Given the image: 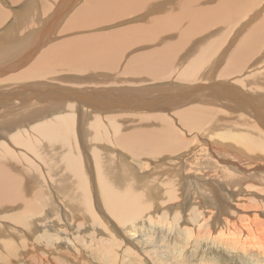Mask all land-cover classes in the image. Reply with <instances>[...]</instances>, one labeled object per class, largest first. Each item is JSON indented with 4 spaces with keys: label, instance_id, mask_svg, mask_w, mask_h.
<instances>
[{
    "label": "bare ground",
    "instance_id": "6f19581e",
    "mask_svg": "<svg viewBox=\"0 0 264 264\" xmlns=\"http://www.w3.org/2000/svg\"><path fill=\"white\" fill-rule=\"evenodd\" d=\"M14 1L19 2L20 0ZM28 1L31 3V8L29 10L34 9L49 12V10L52 9L51 5L48 4L47 1L45 2V0H26V3ZM53 1L57 2L58 7L64 4L63 7L70 9L68 13L73 14L75 21L80 23L83 22L86 25H97V19L99 20L106 17L104 16L105 14L97 17L98 15H102L101 9H106L104 8L106 6L113 7L115 5L117 7L123 6L130 8L127 11V15L129 16L135 14L133 10L130 11L132 6L135 9L139 8V6L136 5V3L139 2L138 0H127L129 3H125L126 0H87V3L84 2L85 4L83 3L80 6H77L79 1L75 3L76 0ZM143 1L148 5L146 10L148 9L147 11L149 12L155 11L157 13L162 7L164 8V6H167V4L169 5L166 9L164 8L165 10L163 9L164 12L162 13H167V10H170L171 13H177V11L180 10L176 15H174V13L171 15L168 13L170 19H167L168 17H165V14L161 16V12L160 16H152L149 19L151 21L154 20L151 26L152 28L154 27V30L149 27L150 23H148L149 25L146 24L149 29H151V31H155L156 29L158 32L161 30L160 32L162 33L164 31L171 32L172 29L179 26L180 23L182 24L186 19L188 22H185L189 23L188 16H191L192 19L194 15L193 12L198 13V16L202 18L200 15H206L205 9L209 8V10H211L215 9L217 6V4L202 6L204 4H201L200 1L208 0ZM165 3L166 5H164ZM144 8L145 7L141 8L138 13H141ZM174 8L180 9H175V12L173 10ZM53 11L55 13L54 19H57L60 16V12L58 10ZM8 14L13 15L12 13H6L0 9V24L5 20ZM145 14H147V12H145ZM179 16L180 18L182 17L181 21L183 22L179 21ZM206 16L209 15L207 14ZM178 18L179 20L177 21ZM211 18L213 17L211 16ZM262 18L264 19V16ZM18 19V23L21 21L23 23L26 20L23 16L18 17ZM204 19H201L199 23L205 21ZM169 20L180 23L175 24L174 27ZM206 20L208 19L206 18ZM31 21L33 22L32 25L35 26L34 19L30 17V22ZM197 21L198 20H196V22H191L190 20L191 23L188 25L191 26L185 25L188 29L183 25V28L185 27L184 30L182 26L176 29L180 32H186L187 36L192 32L194 35H197L205 30L196 29L194 27L196 23V27H198L199 23ZM165 22H170L172 28L168 27V25H164ZM146 25L145 27H147ZM129 26L130 27H126L122 32L119 29L120 33L124 35V33L128 34V32H137L142 38L141 33L147 31L144 25V28L142 25L136 24ZM148 27L146 29H148ZM189 27H191V29H189ZM260 28L262 29L264 27ZM149 29L146 32L147 34ZM42 30L43 28L31 34L30 37L24 41L29 42L30 45L43 44L45 40L37 37ZM139 31H141V33ZM101 33L93 35L90 40L78 43V48L77 45L67 48L63 59H58L64 53L61 48L52 47L48 52L47 50L41 52L40 55H42V57L39 59H42L46 53L47 57L41 60V62L37 59L34 66L31 64L34 62L32 59L35 57L37 50H41L40 48L34 51L31 61L18 60L16 57L11 62L10 60L1 62L3 64L1 69L8 72L10 75H5L0 72V82L21 80L23 78H38L48 72L55 73V71L69 70V68L73 66L75 68H80V71L114 69L118 71L119 74L127 73L129 75L130 73L129 76L132 77L133 80L126 79L122 82L129 83L131 86L130 88L133 89H126V92H124L125 94H123V92H118L119 89L116 92L117 94L107 91L103 94L99 87V91H97L98 88L97 90L93 89L96 85L93 82L83 83L77 80L71 83H65V80H59L61 84H69L71 86L64 87L40 80L35 82L42 86L37 85V87L33 85V87H30L32 86L30 85L28 87L26 85H20L17 86L18 88L14 89V91H0V127L4 126L9 128L13 125H17V123L23 120L34 121L36 118L39 119L30 124V128L18 126V130L13 131L9 135L14 144L23 148L28 155L36 158L38 162L44 163L50 181L49 185L45 186L41 178L42 176L36 164H34V160L27 157L24 152V156H22L25 157L23 158L24 163L28 164L27 166L29 167L31 166L33 176L24 173L25 176L31 178V181L26 182V188L15 185L17 181H15L13 177H17L18 174L12 171L11 168L21 167V165L13 157L14 154L4 147L2 140L7 139V137L5 133L2 134L0 142V147L3 148V152L0 155V207L7 210L8 207H12V205L7 206L6 204H14L12 200L21 199L22 195H25L26 192L27 199L23 201L22 204L31 203L28 208L35 213V215L30 217L29 222L25 226L28 232H30V236L36 232L34 230L35 224L38 225L36 220H40V217L44 218L47 214L51 215L50 213L53 209L56 207L60 209V206H64L60 214L64 213V211L80 214L82 217V220H80L83 221V223H80V226L83 225L81 227H84L85 223V228L89 227L87 222L88 216L86 214V212H88L93 219L91 223L95 224L97 227L99 223L96 214L97 210L92 206L89 199L90 195H88V192L93 186H96L97 182L99 186L97 190L101 193V197L106 206H104L106 211L101 210V212L110 221L113 220V216L118 220H124L125 230L130 233L132 232L131 236L133 237L136 236L138 223H142L145 218L149 220L158 218L164 222V228L170 229L168 231H161V234H166L164 236H166L167 239L173 235L181 239L182 235L185 234L189 237L191 245H196L197 247L203 246L204 248L208 247L216 252H225V249H236L239 247L243 252L250 253L257 263L264 264V71L258 74H249L237 81H231L228 80V78V82L222 79L219 80V78L239 73L244 70V68L248 67L247 65L240 66L239 64L242 63L243 60L236 58L234 54L233 60L228 63L225 62L223 67L220 68L217 77L214 78L216 70L221 66L223 62L222 58L224 59L225 52L230 45V43L227 44L222 54L216 61L213 59L214 63L210 65L206 57L217 45H219L217 39L212 44L209 43L206 46L203 44L198 53L195 51L197 53L196 55H192L187 59L185 65L177 74L176 80L180 82L182 79L189 82V84L179 83L175 85V79L173 81L171 79L152 81L151 79L170 76L173 73V67H175L174 65L177 61L174 59V55L177 54L176 50L179 48L178 44L174 43L176 44L175 46L174 44L171 46L166 45L167 49L170 50L169 52H166V48L159 49L158 47L155 48L152 46L155 48L151 50L152 54H154L149 60L141 61L142 58L140 56H132L126 61L127 66L125 65L119 69L118 60L120 56H118L119 58L117 61L115 60L117 58H113L116 56L114 52L116 50H114V48L110 53H108V51L111 49L106 48L108 49L106 53L104 50L105 46H102L104 48L98 51V44H93L97 43L95 41L100 40V37H102L101 39L105 42L104 38L107 37L106 33ZM114 33L115 32H113V34ZM176 33H178V31ZM239 33L240 29L236 32L237 37ZM117 34L116 36H118ZM127 34L126 36L131 35ZM135 34L136 33L131 36H136ZM150 35L149 40H151L153 36L152 34ZM11 36L12 32L9 34V37ZM116 36L115 39H113L119 44L116 43L114 45L117 46L122 43L120 49H122L123 45L126 47L129 43H131L130 46L134 43L133 40L130 41L132 39L131 37V39H129V37L124 35L121 37V41H119L116 39ZM155 37L153 38L158 39L157 35ZM261 37H263V32L257 34V41ZM110 38H112V36ZM110 38L108 39L111 40ZM139 40L137 42H139ZM170 41L167 43H171ZM254 42L256 45V41ZM137 44L140 45V43H136V45ZM94 45H97V48H95ZM133 45L135 46V43ZM115 49H117V47ZM120 49L117 50L119 51ZM140 49L142 50L143 48ZM106 55L110 57L111 60L113 59V61H108ZM51 61H55L57 64L55 65L52 63L50 66L48 62L51 63ZM134 61H139V63L135 62L136 64L131 66L130 64H133ZM28 62L30 66L27 67L26 70L23 69L13 74V71L21 68ZM115 62H117V64H115ZM254 64L255 63H253V65ZM78 65L81 67H77ZM42 66L46 68L43 69ZM207 67H209L208 71H206ZM140 74L148 75L151 79L143 78L137 80L138 78H135L134 75ZM140 82L151 85L150 87H145V85L142 87L139 86V84H141ZM116 83H120V81ZM11 86L12 85L9 87ZM1 89H3V87ZM10 89L12 90V88ZM147 95L152 96L145 97ZM12 99H18L19 102L12 101ZM24 105H34V110L28 113L26 112V114L24 113V118L22 120L17 119L21 116L15 117L17 120L12 118L13 121L8 118L9 116H15V111L13 110L15 108L18 110L28 109V107ZM182 105L186 106L182 107ZM122 108H127L129 111L139 108L140 112L130 114L120 112L118 115L112 112V114L109 113V111H121ZM161 111L175 113L181 122L180 124L188 131H203V134L207 138L204 139L205 142H201L208 145V152H204L205 158L202 159L204 163H199L200 169L197 167L190 169V171L192 170V174L183 170L186 165H183L181 161H178V163L174 165L153 158V165L164 170L163 177H161V181L159 180L157 186V193H162L157 195L153 191V185L156 184H153L156 180L155 176L149 178L150 176L147 174L143 177L144 175L142 173L143 178L141 177L142 181H140L139 174L133 171L127 172L125 170L124 160H119L120 166H117L118 159L113 158L112 151H107L108 147L106 145L109 142L113 144L114 141L115 144H119L126 148L134 155H140L143 152L148 154L153 150L151 149V145L138 144L140 142L139 139L157 137L159 139L158 141H160L159 148L155 151L157 155L164 154L170 156L172 153L183 148L185 146L184 142L177 139V132L173 129L172 124L167 122L165 114ZM11 112H13V114ZM237 112L240 114H237L238 117H235V120L240 123V128L236 127L238 122L236 124V122L231 120L232 118L229 119V117L236 116L235 114ZM48 114H50V116L42 118L44 115ZM240 118H243L244 125L242 119L238 120ZM125 119H131L132 122L135 120L136 123L130 124L132 126L130 129L128 127L130 122L126 124L122 123ZM118 121L122 122L118 123ZM152 123L157 124V126H153ZM233 126H235L236 129H234ZM24 133L27 135L24 136ZM77 137L81 138L82 142L86 144L89 150L83 145L84 153L81 152ZM114 152V156L117 157L118 153L116 151ZM89 155L90 158L87 160L91 161L89 163H93L94 168L91 164L82 163V161H87L85 158ZM148 156L150 155L148 154ZM167 156L165 157L167 158ZM147 158L149 159V157ZM196 160L198 159L196 158ZM195 169L201 172L196 173ZM9 171L10 174L6 173ZM13 173L14 176H12ZM44 176L46 177L45 173ZM22 188L24 192H22ZM54 199H56L55 202ZM156 200L158 201V206L154 207L153 210L160 213L150 216L149 210L155 205ZM59 201L62 202L61 205H59ZM159 202L165 206V209L162 208ZM36 205H42L43 207L40 215L36 214L40 212ZM187 206H190L188 212L184 213V220L187 224H183L180 219L179 209H183ZM173 209H175V211L171 215L170 212ZM15 212L10 215L6 214L3 218H6V220L12 218L11 220L15 223H20L21 221L19 220H23V215ZM100 218L102 219H100V225L103 226L104 218L101 216ZM58 222L60 221L56 223ZM113 224L114 223H112V225ZM16 225L20 226L21 223ZM21 228L23 229L24 227ZM26 228L24 229L26 230ZM85 228L83 229L85 230ZM14 229H12L13 232H15ZM54 231L50 233H54ZM217 231L223 234V236L217 235ZM168 233L170 235H168ZM84 238L85 236L83 239ZM114 240L113 238L112 240L109 238V241L114 242ZM55 243L57 242L55 241ZM115 244L116 242L112 246H115ZM12 245H14V243ZM104 254H106V252H104ZM106 259L108 260L109 258ZM71 261L75 262L74 260ZM104 261L106 260L104 259Z\"/></svg>",
    "mask_w": 264,
    "mask_h": 264
},
{
    "label": "rangeland",
    "instance_id": "374dc122",
    "mask_svg": "<svg viewBox=\"0 0 264 264\" xmlns=\"http://www.w3.org/2000/svg\"><path fill=\"white\" fill-rule=\"evenodd\" d=\"M42 1H44V0H42ZM46 1L47 0H45V2ZM78 1H79V4L84 3V2L87 3V0H76L75 3ZM200 2H201V4H204L202 6H205V5L211 6V5L217 4L215 9L209 10V8H207L204 10L206 12V15L207 14L209 16L211 15L213 18H211V16L210 17L206 16V15L202 16L199 14L202 17V18H200L198 16V13L193 12L194 15L191 13L193 15V18L191 19V16H188L189 17V19H188L189 23H186L185 21H187V19L184 20V22H183V21H181L182 17L180 18V16H179L180 20L178 18L177 21L179 20V21L183 22L182 24L180 22H179L180 24L177 23V21L169 20V21H171V25H173L174 27H175V24H179V26L176 25L177 27H175V28L173 27L174 29H172V30H176V31H172V30H171V32L170 31H164L163 33L160 32L161 30H159V32H158L155 29V31L157 33L155 31H153L154 27L152 28L151 26H152V23L154 20L151 21L149 19L152 16L153 17H155L157 15L160 16V12H161V16H162V14H165V17H168V15H169L168 13H170V15L173 14L174 12L171 13L170 10H167L168 11L167 13H162V12H164V10L166 9V7L169 4H167V6H164L165 9L162 7V9L158 11L159 14H158V12L156 13L155 11H151L152 12L151 13V12L147 11L148 10L147 9L144 11V13H143V11H141V13L134 14V15L131 14L130 16L127 15V11L130 8L124 9V8H122L123 6L117 7L115 5L113 7H107L106 6V7H104L106 9H101L102 15L97 16V17H100V16H103V14H105L104 16H106V17H103L99 20L97 19L96 20V22L98 23L97 25H86L83 22L82 23L77 22L74 20L73 14H69V15H67L68 16L67 20L64 22L61 31L58 33L60 35H58L53 40H48V41L45 40L44 43L40 45L41 50H37V52L35 54L36 58L34 57L35 59L34 58L32 59V61L34 60V62H32L31 64H33V66H34L37 59L39 60V62H41V60H44L47 57V53L42 59H39L42 57V55H40L41 52L45 51V50H47V52H48V50L52 47H60L61 48L62 52H64V53L58 59H63L67 48L75 46V45H77V48H78V43H82V42H85L87 40H90L93 35H97L101 32L103 34L106 33V36L108 38H110L111 36H112V38H110L111 40H109L107 37H105L104 38L105 42H103V40L101 39L102 37H100V40L95 41L97 43H93V44H98V51L100 49L104 48L102 46H105L104 50L106 53H107L108 49H111L108 51V53H110L113 50V48H114V50L118 51L117 49L121 48L122 43L120 45H117V46L114 45L116 43L119 44L118 42H115V40H114L116 34L118 33L117 34L118 36H116V39H118L119 41H121L120 39L122 36H124V35L126 36V34H127V33H124V35H123V33L121 34L119 29L122 32L124 29H126V27H130L129 25L132 26L133 24L134 25L136 24V25H142V27L144 25V27H145L146 24L150 23V25L149 24L148 25L153 30L151 31V29H149L148 25H146L148 27L150 33L149 32H148V34L146 33L148 31V29H146L147 27H145V30H147V31H145V32L143 31V33H141L142 30L139 31L141 33L142 38L140 37V34H137V32H134V33H136L135 35L137 37L131 36L134 34L133 32H131V33L128 32L127 35H129V34H131V35L126 36V37H129V39L132 38L130 41L133 40V42L135 43V46L133 45L134 43H132L133 46L131 45L132 46L131 47L130 46L131 43H129V45L126 47H124V45H123L122 49H120L118 52L114 51L116 56L113 58H117V59H115L116 61L119 58L118 56H120V58H119L120 61L118 60V64H119L118 68L121 69L123 66H125L127 63L126 61L129 58H131L132 56H140L142 58L141 61L142 60L147 61V60H149L150 57H153L152 55L154 53L152 54V52H151L152 49H155L157 47L159 49H161V48L167 49L166 45L171 46L174 43L178 44V46H179V48H177L178 51L176 50L177 54L174 55L175 56L174 59H176L177 61L174 65L175 67H173L174 71L172 70L173 73L170 76H166V77H162V78H158V79H151L148 75H145V74L134 75L135 78H138L137 80L143 79V78H149L152 81H161V80H170V79L173 81L175 79V81H174L175 85L179 84V83L189 84V82L184 81L182 79L180 82L178 80H176L177 74L180 72L181 68L185 65V62L187 61V59L192 55H196L198 53L199 49L203 46V44H204V46H206L209 43L212 44L217 39H218L217 41H218L219 45H217V47L215 49H213L210 52V54L206 57V59L209 60L210 65L214 63L213 59L216 61V59L222 54L225 47H227L226 45L229 43H230V45L225 52L224 59L222 58L223 62L221 64V66H219L218 69L216 70L214 78L217 77L220 68L223 67L225 62L228 63L231 60H233L234 54H235L236 58L243 60V62L239 64L240 66H242V65L246 66L247 65L248 67L244 68V70H242L243 72L241 71L239 73H234V74L228 75L226 77L219 78V80L222 79V80H225V82H228V80L237 81L240 78H244V77L248 76L249 74H253V73L258 74L259 72L264 71V28H262V29L260 28V27H264L263 26L264 25V19L262 18L264 16V0H220V1L219 0H208V1H200ZM0 3L6 4L10 13H12L14 11L17 12V10H19L20 12H23V11L26 12V13H20V16H23L26 19L23 23L21 21L20 22L21 24L18 23V21H19L18 17L12 15L13 16L12 23L15 26V28H17L20 32H25L26 30L30 29V35H31V34L36 33V31L42 29V27L40 25V23H41L40 21H42V19H39L38 22H35V26H34V25H32L33 22L32 21L30 22V17H31V19H36L37 15L42 16L47 11L44 12L42 10H34V9L29 10V8H27V6L25 8L26 0H23V1L20 0L18 2V4L15 1L13 3L8 2V0H0ZM47 3L50 4L49 1H47ZM55 3H56V1H55ZM125 3H129V2L126 0ZM122 5H123V2H122ZM164 5H166V3ZM170 5H171V3H170ZM0 7H2L6 13L9 12L3 5H0ZM141 8H143V5ZM175 9L176 8H174L173 10L176 12V10H178L180 8H178L176 10ZM179 11L180 10H178L177 13H179ZM209 11H210V13H209ZM125 12H126V14H125ZM145 12H147V14H145ZM177 13H174V15H176ZM116 14H118V15H116ZM121 14L123 17L121 16ZM124 15H127V16H124ZM6 16L7 17L5 18V20L2 21L3 23L0 24V37H2L1 33L5 32V30L7 29L8 18L11 16V14H8ZM260 17L263 19V21ZM206 18L208 20H206ZM114 19H116V20H114ZM167 19H170V18L168 17ZM195 19L198 20L197 21L198 23L201 19L202 20L204 19L206 21V23H205V21H202L201 23H199L198 27H196L197 23L194 26L196 29L197 28L198 29H205L202 33L194 35L193 32L192 33L189 32L191 34L190 35L188 34L189 36H187L186 32H180L178 29H176L178 27L181 28L182 25L183 26H185V25L191 26L188 24H190L193 21L196 22ZM250 19H251V21H250ZM111 20H113V21H111ZM190 20H191V22H190ZM107 21H109V22H107ZM138 22H140V23L142 22V23L140 24ZM166 23L167 22H165L164 25H166V26L168 25V27L172 28L170 25V22H168L167 24ZM248 23H249V25H248ZM200 24H202V25H200ZM183 26H182V28H183ZM187 26H185V27H187ZM204 26H207V27H204ZM51 27H53V26L51 25ZM100 27H103L105 29H100ZM108 27H110V28H108ZM93 28L95 30H93ZM238 28L240 29V33L237 37L236 32L239 30ZM186 29H188V27ZM189 29H191V27H189ZM177 31H178L179 35H178V33H176ZM113 32H115L116 34L115 33L113 34ZM261 32H263V37L259 38L257 41L256 36H257V34H260ZM107 33L110 35V37ZM150 34L153 35L151 38V40H153V41L149 40L150 39L149 36H151ZM156 35H157L158 39L153 38ZM103 36H105V35H103ZM7 37H9V34H7ZM137 38H138V40L140 39L139 42H137L138 41ZM210 38H211V40H210ZM145 39H148V40H145ZM246 39H247V41H246ZM184 40H185V42H184ZM130 41H127V42H130ZM169 41L171 43H167ZM252 41H253V43H252ZM254 41H256V45H255ZM136 43H140V45L139 44L136 45ZM0 44H3V45H0L1 46L0 47L1 48L0 49V60H1V62L5 61V60H10V62L13 61L15 58H11V56L8 54L10 52L9 48L15 45L14 36L12 35L10 39L6 38L4 40V42L0 39ZM163 44L165 45V47ZM176 44H174V46ZM94 46H95V48H97V45H94ZM118 46H120V47H118ZM138 46H140V47H138ZM152 46L155 48H153ZM116 47H117V49H115ZM106 48H108V49H106ZM123 48H125V49H123ZM140 48H143V49L141 50ZM120 51L122 52V54ZM169 51L170 50H168V49L166 50V52H169ZM144 54H146V55L148 54V55L146 56ZM109 58L110 57L107 58L108 61H113V59L111 60V58L110 59ZM228 59H229V61H228ZM135 62L139 63V61H134V63L132 62L133 64H130V65L134 66V64H136ZM48 63L50 66L52 63H54L55 65L57 64L55 61H51V63L50 62H48ZM253 63H255V64L253 65ZM28 64H29V62L26 63L25 65H23L21 68L13 71V74L16 72H19L20 70H23V69L26 70V68L30 66V64L29 65ZM115 64H117V62H115ZM115 64H114V66H115ZM24 66H25V68H24ZM77 67H81V66L78 65ZM42 68L45 69L46 67L42 66ZM208 70H209V67L206 68V71H208ZM99 73H100V75H99ZM129 75H130V73H129ZM129 75L127 73L119 74L118 71H116L114 69L113 70L99 69L97 71H94V70L80 71V68H75V67L71 66L69 68V70L55 71V73L48 72V73L43 74L42 76H39L38 78H23L21 80H15V81H9V82H0V87L1 88L3 87V89L0 88V91H2V92L9 91V90L14 91V89H17L18 88L17 86H20V85H26L28 87L30 85H32L30 87H33V85L39 86L40 84L36 83L35 81H40V80H42L44 82L52 83L55 85H59V86L71 87L69 84H61L59 82V80H65V83H71L72 81L74 82V81L79 80V81H82L83 83L93 82L94 84H96L93 89L97 90V88L99 87L101 90V93H103V94L105 91L113 92V93L117 94L116 92L118 89H119L118 92H123V94H125L124 92H126V89H133V88H130L131 86L129 83L122 82L126 79L127 80L128 79L133 80L132 77H130ZM227 78H228V80H227ZM119 81H120V83H116ZM32 83H36V84H32ZM140 83L141 84H139V86H142V87L144 85H145V87H147V86L150 87V85H151V84H149V85L145 84L144 82H140ZM142 83H144V84H142ZM199 83H201V82H199ZM7 84H9V85H7ZM10 85H12L13 87H16V88H13L12 86L9 87ZM40 86H42V85H40ZM135 87H136V85H135ZM10 88H12V90ZM99 88L97 91H99ZM38 89H40V88H38ZM40 90H42V89H40ZM151 96L152 95H150V96L147 95L145 97H151ZM118 97H120V96H118ZM17 100L18 99H12V101L19 102V100L18 101ZM24 106L28 107V109H21V110L19 109L18 110L15 108V109H13L15 111V112L13 111L15 116H9L8 118H10V119L13 118L14 120H17V119L22 120L24 118V113L26 114V112L28 113L29 111L34 110L33 109L34 105H24ZM24 106H21V107H24ZM183 106H186V105H182V107ZM13 112H11V113L13 114ZM60 112H62V111H60ZM111 112L118 115V113H120V112L130 114V113H134V112H140V110H139V108H135V109L129 111L127 108H122L121 111H109V113H111ZM161 112L165 114L167 122H170L173 126V129L177 132V139L179 141L184 142V145H185L183 148L172 153L170 156H167L164 154L163 155H157V153L155 151H156V149L159 148V145H160V141H158L159 139L157 137H152V138L151 137H145L144 139H139L140 142L138 144L151 145V149H153V150L151 153H148L150 156H148V154H146L144 152L140 155H137V154L134 155L129 150H127L126 148L120 146L119 144H115L114 141H113V144H111L109 142L106 145V143H105V145L108 147L107 151L111 150L113 158L118 159L117 160V164H118L117 166H120L119 160H121V161L124 160L123 162H124L125 170L127 172L133 171V172H136V174H139L140 181H142V178L145 177L147 174H149V176H150L149 178L155 176L156 180H158V181H156V180H155L156 182L154 181L153 184H155V183L156 184L153 185V191L157 195L162 193V192L157 193V186L159 184V180L161 181V177H163L164 170L160 169V167H155L153 165V161H152L153 158H157L160 161H162V160L165 161L167 164L170 163V164H174V165H176L178 163V161H181L183 165H186V167L183 170L184 171L186 170L185 172L192 174V170L190 171V169L195 168V167L199 168V163H204V162H202V159L205 158L204 152H206V153L208 152V145H206L205 143H202V142H205L204 139L207 138L203 134V131H201V130L188 131L185 127H183L180 124L181 122L177 118L175 113L173 114V113H166L163 111H161ZM22 113H23V115H22ZM101 113H103V112H101ZM237 114L239 115L240 113L237 112L235 114L236 116L229 117V119L232 118L231 120L236 122V124L238 122L237 120H235L238 117ZM18 116H21V117H18ZM46 116H50V114L44 115L42 118H44ZM15 117L16 118L18 117V118L16 119ZM13 119H12V121H13ZM241 119H242V123H243V118H240L238 120H241ZM35 120H39V119L36 118V119H34V121ZM34 121L23 120L22 122L20 121L19 123H17V125H13L9 128H6L4 126L0 127V131H1L0 132V142L2 139V134L5 133L7 139L2 140L3 145L5 148H7L10 152H12L14 154L13 157L21 165V167L11 168L12 171H15L18 174L17 177H13V179L15 181H17V183L15 185L21 186L23 188L27 187L26 182L31 181V178L25 176L24 173H28L31 176H33L31 166L29 167V166H27L28 164L24 163L23 158H25V157H22V156H24L23 155L24 152L26 153L25 155L27 157L34 160V164H36V166L39 170V173L42 176V177L41 176L40 177L42 178L45 186H48L49 182H50L44 163L42 164V162L41 163L38 162L36 158H33L32 156L28 155L27 152L24 151L23 148L18 147V145L14 144L10 139L9 134L12 133L13 131H17L18 126L30 128V124H32ZM7 122H9V121H7ZM121 122L122 121H118V123H121ZM122 123L123 124L129 123L128 127L131 129L132 128L131 125L133 123H136V121L134 120L132 122L131 119H125L124 122H122ZM22 124H27V125H22ZM152 124H153V126H157V124H155V123H152ZM239 125H240V123L238 122L236 127L240 128ZM243 125H244V123H243ZM236 127L233 126L234 129H236ZM25 135H27V134L24 133V136ZM77 139H78V143L80 146V150L82 153H84L83 152V145L86 146V144H84L82 142L81 138L77 137ZM147 141H148V143H147ZM101 144H103V143H101ZM114 146H115V148H114ZM86 148H87V150H89V148L87 146H86ZM114 151H116L118 153L117 157L114 156L115 155ZM2 152H3V148L0 147V155L2 154ZM165 156H167V158ZM147 157H149V159ZM88 158H90V155L88 157H86L85 159L87 160ZM196 158L198 160H196ZM89 162H91V161H89V160H87L85 162L82 161V163L90 165L91 163H89ZM115 163H116V161H115ZM91 165L93 166V163ZM93 168H94V166H93ZM136 168H137V170H136ZM11 169H9V170H11ZM4 171H8V170H4ZM157 171H158V173H157ZM195 172L197 173V172H201V171L196 170ZM6 173L10 174V171L6 172ZM44 173H45L46 177L48 178V180L44 176ZM142 173L144 176L142 175ZM151 174H153V175H151ZM156 175H157V177L160 176L159 177L160 179L157 178ZM12 176H14V173L12 174ZM98 187L99 186L96 182V186H93L91 188V190L88 192L89 193L88 195H90V198H89L90 202H91L92 206L97 210L96 214H97V218L99 219V223H98L97 227L95 224L91 223V221H93V219L89 215L88 212H86V214L88 216L87 222H88L90 228L89 227L85 228V223H84V227H81L83 225L80 226V223H83V221H81L82 217L80 216V214H77L76 212H71V211H68V212L64 211V213L60 214V212L62 211L61 209H63V207H64V206H62V207L60 206V209L57 207L54 209L52 208L53 211L50 213L51 215L47 214V216L45 215L44 218L40 217L39 218L40 220H38V221L36 220L37 219V216H36L35 220L38 223V225L35 224V227H34V230L36 232L31 234V236H30V234H29L30 232H28V229L25 226L29 222L30 217L35 215V213L31 209L28 208L31 203L22 204V202L26 201V199H27L26 192H25V195H22L21 199L12 200V202L14 204H6L7 206L12 205V207H8L7 210L0 207L1 208L0 209V219H1L0 220V264H10L11 262H12L11 264H58V263L59 264L60 263L61 264H65V263L66 264H263V263H257L255 258L253 256H251L250 253L243 252V250L239 249V247H237L236 249H225V252H216V251H213L211 248H208V247L204 248L203 246L197 247L196 245H191V243L189 242V237H187V235H185L183 233H182L183 235H182L181 239H180V237H178V236L175 237L174 235L167 239L166 236H164L166 234H161V231L162 230L168 231L170 229L164 228L163 227L164 222L158 218H152V220L145 218V220L142 223H138V226H137L138 230H137L136 236L133 237V236H131L132 232L130 233V232H127L125 230V221L124 220H118L115 216H113V218H112L113 220L110 221L101 212V210L102 211L105 210L104 208L106 206H105V203L101 197V193L99 192V190H97ZM23 188L21 189L22 192H24ZM55 201H56V199H54V202ZM58 203H59V205H61L62 202L59 201ZM159 204L162 206V208L165 209L164 205H162L160 202H159ZM36 206L40 210V212L36 213V214L40 215L43 207H42V205H36ZM156 206H158L157 200L155 202V205L149 210L150 214H151L150 216H153L157 213H160V212H157L156 210H153V208ZM189 208H190V206H187L183 209L182 208L179 209L180 219H181L183 224H187V222L184 220V213L188 212ZM174 211H175V209H173L170 212V214L172 215L174 213ZM14 212L15 213H21L23 215V220H19V221H21L20 226L16 225V224H20V223H15L14 221L11 220L12 218H10L8 220H6V218H3L4 215H6V214L10 215L11 213H14ZM100 216L104 218L103 219L104 220L103 226L100 225L101 224L100 223V219H101ZM170 220H172V219H170ZM57 221H60V222L56 223ZM111 222L114 224L112 225ZM47 224H48V226H47ZM14 227H15V229H14ZM21 227L26 228L27 231L24 228L22 229ZM101 227H103V228H101ZM106 227H108V228H106ZM83 228H85V230ZM105 228H106V230H105ZM12 229H14L15 232H13ZM49 230H51V231H49ZM59 230H60V232H59ZM82 230H84V231H82ZM53 231H54V233H50ZM218 231H217V235L223 236V234L219 233ZM50 234H52V235H50ZM168 235H170V234L168 233ZM84 236H85V238L83 239ZM109 238H110V240H112V238H113V240L115 239L116 241L115 240H114V242L109 241ZM55 241L57 243H55ZM65 242H67V243H65ZM79 242H80V244H79ZM115 242H116L115 246H112ZM13 243H14V245H12ZM59 244L60 245L62 244V245L60 246ZM116 246L118 249L116 248ZM23 247H24V249H23ZM104 252H106V254H104ZM89 255L91 256V258ZM25 257H26V259H25ZM102 257L106 261H104V259ZM106 258H109V259L107 260ZM30 260H32V261H30ZM71 260H74L75 262H73Z\"/></svg>",
    "mask_w": 264,
    "mask_h": 264
},
{
    "label": "crops",
    "instance_id": "0c3cea01",
    "mask_svg": "<svg viewBox=\"0 0 264 264\" xmlns=\"http://www.w3.org/2000/svg\"><path fill=\"white\" fill-rule=\"evenodd\" d=\"M49 1L50 5L52 6V9L49 10V12H46L44 15L40 16V15H37L36 16V19H34L35 22H38L39 19H42V21H40V25L41 27L43 28V30L40 32V37L37 35L38 38H42L46 41L48 40H53L55 39L58 35L61 29H62V26L64 24V22L67 20V15L69 14V10L68 8H65L63 6L61 7H58L56 4L57 2L55 3V1L53 0H47ZM135 1V0H134ZM139 2L136 3V5L139 6V8L135 9L133 6H132V9L130 11H134L133 13L135 14H138L139 10L141 9L142 5L144 8L143 10V13L144 11L146 10V8L148 7L147 4L144 3L143 0H138ZM8 2H11L13 3L14 0H8ZM18 4V2H16ZM140 3V4H139ZM83 3L79 4V2L77 3V6H80L82 5ZM0 5H3L8 11L9 9L7 8L6 4L4 3H0ZM31 8V3L28 1L26 4H25V8ZM124 9H126V7H123ZM1 10H3L2 7H0ZM53 10H58L60 12V16L57 18V19H54V11ZM63 10V11H62ZM4 11V10H3ZM15 12V11H14ZM12 12L13 16H17V17H20V13H24L25 11L23 12H20L19 10H17V12ZM62 12V13H61ZM10 13V11H9ZM67 13V14H66ZM13 16L11 15L9 18H8V22H7V29L5 30V32H2V37H0V39L2 41H4L6 38L9 39L11 37H7V34H10L12 32V35H14V42H15V45L10 47L9 50V54L11 56V58H16L18 60H26V61H31L32 59V56H33V53L35 50L39 49L41 46L40 45H30L29 42H25L24 40H26L27 38L30 37V29L26 30L25 32H20L17 28H15V26L13 25L12 23V20H13ZM48 16V17H47ZM50 21V22H48ZM3 23V22H2ZM1 23V24H2ZM47 23V24H46ZM53 24V27H51V25ZM46 30H45V29ZM110 28V27H108ZM100 29H105L103 27H100ZM93 30H95L93 28ZM184 30V29H183ZM11 31V32H10ZM14 31V32H13ZM44 34V35H43ZM6 37V38H5ZM0 45H3V44H0ZM25 46V47H24ZM2 63H1V60H0V72H2L3 74L5 75H8V72L6 71H3L1 69L2 67ZM10 75V74H9Z\"/></svg>",
    "mask_w": 264,
    "mask_h": 264
}]
</instances>
